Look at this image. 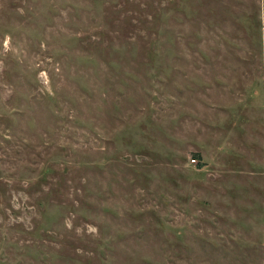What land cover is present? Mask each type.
Returning a JSON list of instances; mask_svg holds the SVG:
<instances>
[{
  "label": "rangeland",
  "instance_id": "rangeland-1",
  "mask_svg": "<svg viewBox=\"0 0 264 264\" xmlns=\"http://www.w3.org/2000/svg\"><path fill=\"white\" fill-rule=\"evenodd\" d=\"M264 0H0V264H264Z\"/></svg>",
  "mask_w": 264,
  "mask_h": 264
},
{
  "label": "built area",
  "instance_id": "built-area-1",
  "mask_svg": "<svg viewBox=\"0 0 264 264\" xmlns=\"http://www.w3.org/2000/svg\"><path fill=\"white\" fill-rule=\"evenodd\" d=\"M263 30H264V25H263Z\"/></svg>",
  "mask_w": 264,
  "mask_h": 264
}]
</instances>
